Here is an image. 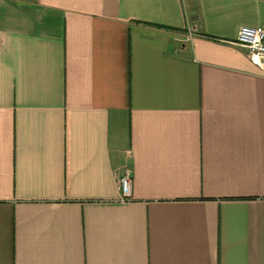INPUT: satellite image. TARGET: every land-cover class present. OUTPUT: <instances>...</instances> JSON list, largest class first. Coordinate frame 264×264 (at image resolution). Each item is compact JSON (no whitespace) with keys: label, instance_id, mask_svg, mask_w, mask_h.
Here are the masks:
<instances>
[{"label":"crops","instance_id":"obj_1","mask_svg":"<svg viewBox=\"0 0 264 264\" xmlns=\"http://www.w3.org/2000/svg\"><path fill=\"white\" fill-rule=\"evenodd\" d=\"M262 25L264 0H0V264H264V73L229 43Z\"/></svg>","mask_w":264,"mask_h":264},{"label":"built area","instance_id":"obj_2","mask_svg":"<svg viewBox=\"0 0 264 264\" xmlns=\"http://www.w3.org/2000/svg\"><path fill=\"white\" fill-rule=\"evenodd\" d=\"M193 33L195 29L190 27ZM193 33L188 34L190 39ZM230 44L244 49L247 52L248 60L264 73V25L257 27L242 26L239 28L234 41ZM117 188L120 192V201L128 200L131 197V174L125 169L117 174Z\"/></svg>","mask_w":264,"mask_h":264},{"label":"trees","instance_id":"obj_3","mask_svg":"<svg viewBox=\"0 0 264 264\" xmlns=\"http://www.w3.org/2000/svg\"><path fill=\"white\" fill-rule=\"evenodd\" d=\"M194 9L190 10L188 13H189V19H190V22L193 23L195 21H197V14H194Z\"/></svg>","mask_w":264,"mask_h":264},{"label":"rangeland","instance_id":"obj_4","mask_svg":"<svg viewBox=\"0 0 264 264\" xmlns=\"http://www.w3.org/2000/svg\"><path fill=\"white\" fill-rule=\"evenodd\" d=\"M186 32L193 33V31L190 29V27H189V29L187 28ZM195 33H197V32H195ZM195 33H193V34H195Z\"/></svg>","mask_w":264,"mask_h":264}]
</instances>
